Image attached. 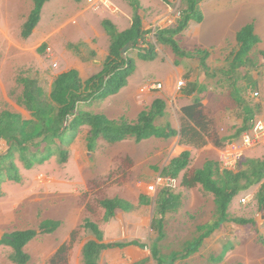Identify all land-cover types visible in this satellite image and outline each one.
Masks as SVG:
<instances>
[{
  "label": "rangeland",
  "instance_id": "1",
  "mask_svg": "<svg viewBox=\"0 0 264 264\" xmlns=\"http://www.w3.org/2000/svg\"><path fill=\"white\" fill-rule=\"evenodd\" d=\"M113 1L120 10L116 14L105 6L93 7L88 0L50 1L43 9L38 31L42 29L47 33L59 27L56 28L58 32L35 42L34 37L25 39L21 36L34 0H0V112L9 109L31 118V113L22 104L23 85L18 81L20 77H37L46 93H49L51 82L65 70L78 67L83 77L88 76L96 68L92 60H102L107 54L110 38L102 24L104 19L111 16L116 20L121 19L127 25L129 18H133L139 8L146 31L152 32L149 39L154 43L156 40L153 32L171 26L186 4V0H176L170 7L160 0ZM203 5L206 19L204 35L222 37L210 48L208 73L200 60L194 58L181 60L180 64L184 66L180 68L172 55L168 54L173 53L172 49L161 45H158L157 51L162 62L159 61L153 67V61L138 60L141 66L136 65L135 69V72H142L143 81L138 85L140 108L149 107L156 95L167 101V115L157 120L159 124L169 122L180 129L183 124L181 98H184L183 95L188 97L194 88L196 93L192 100L197 96L203 99L216 130L221 137H225L223 147L209 143L203 148L191 149L189 171L202 167L210 159L224 167L223 153H226L232 141L237 143L241 138L246 116L243 103L253 110L254 118L249 121V127L256 118H264V0H206ZM250 22L255 23L261 42L252 50L250 62L235 70L234 54L239 49L236 35L242 26ZM71 27L75 30L83 28V34L78 37L77 31L75 35H69ZM215 39L212 36L211 42ZM180 44L187 49L192 47L185 39ZM49 47L51 51H48ZM137 54V50L129 51L135 60ZM173 71L175 78L168 83L166 78ZM191 78L196 79L191 82L194 84L188 81ZM179 80L185 83L181 88L178 86ZM155 83H161L162 89L152 88ZM127 85L117 93L124 101L132 97L129 90H126ZM256 93L259 96L255 97ZM101 103L95 102L91 110L99 112ZM87 129L81 130L72 145L67 163H62L55 156L44 164L27 169L16 158L21 181H6L2 186L1 237L15 230L39 229L43 221H63L55 232L42 234L26 246V252L31 256L28 264H50L49 259L62 239L73 245L70 253L75 254L76 248L80 250L95 236L91 230L83 227L87 220L95 221L104 230L107 220L104 219L100 201L105 198L119 196L137 202L139 196L144 195L154 200V203L137 206L131 213L146 223L138 231V239L147 245L146 252L150 258L151 247L159 238L155 199L166 184L181 195L182 205L177 211L167 214L164 220V236L158 242L163 255L167 257L175 251H182L198 236L199 225L214 220L216 209L211 194L200 186L193 189L183 187V174L176 180L162 175V170L170 160L185 150L184 146L178 145V137L168 140L152 137L148 139L150 141L142 142L128 139L116 144L101 139L96 150L90 151L87 146ZM6 149L7 144L0 140V153ZM249 159L264 160V142L253 149H247L234 170L244 167L245 161ZM49 180L55 186L44 185V181ZM260 188L261 183L247 193L238 194L230 207L231 217L253 218L256 226L226 223L205 241L197 254L176 264H264V205L259 202ZM73 226L76 234L74 241L70 242ZM226 250L228 253L222 262H212V257H219ZM12 253L11 247L0 246V264H15L10 260Z\"/></svg>",
  "mask_w": 264,
  "mask_h": 264
},
{
  "label": "trees",
  "instance_id": "2",
  "mask_svg": "<svg viewBox=\"0 0 264 264\" xmlns=\"http://www.w3.org/2000/svg\"><path fill=\"white\" fill-rule=\"evenodd\" d=\"M50 1L52 0H34L33 9L22 28L23 38H29L33 34L39 25L45 5ZM163 1L172 5L176 0ZM204 1L186 0L185 7L179 11L180 15L174 25L156 29L154 43L149 39L152 32L143 29V17L139 13V8L136 9L131 27L122 32H119L110 20H104L103 26L111 37L109 55L103 61L101 70L87 79L83 78L77 69H70L58 75L51 91L46 93L38 78L20 77L18 81L23 85L22 104L31 112L32 119H25L21 114L9 109L0 112V139L11 144L9 152L0 157V192L6 181H21L22 175L16 158L22 161L27 169H32L37 164H44L55 156H58L62 163H67L70 149L83 127L90 128L87 134V146L90 151L96 150L101 139L116 144L128 139L141 142L152 137L168 139L178 135L181 144L194 148H203L209 143L223 147L226 139L219 135L207 106L198 96L192 103L181 107L183 124L180 129L174 128L172 124L157 125V119L165 115L167 108L166 101L161 97L155 98L151 106L143 110L134 121H129L125 117L110 119L104 113H95L84 107L93 101L104 100L119 93L128 84L129 77L136 69V60L129 55L131 50L138 51L139 59L153 61L158 56L157 45L168 46L178 57L199 59L208 73L207 59L211 51L200 48L187 50L177 39V36L187 30L192 22L204 21L205 17L201 9V3ZM236 39L239 49L234 54L235 70L250 62V54L260 42L255 23L251 22L243 26L237 33ZM127 45L129 49L124 54L123 49ZM257 94L259 96V93ZM241 100L242 98L239 99ZM242 106L246 116L241 135L254 124L248 126L249 121L254 118L253 110L244 103ZM191 162L192 153L190 150H185L169 162L162 170V175L176 180L183 174L181 177L183 187L193 189L200 186L211 194L214 197L216 215L209 223L199 225L198 236L182 251H175L166 257L158 245H154L152 256L157 264H174L178 260L195 255L203 247L206 239L212 237L226 223L256 226V220L253 218L230 215L231 203L242 191L261 183L259 202L264 205V160L249 159L245 161L244 167H239L237 170L221 169L218 161L207 160L202 168L189 171ZM151 202V199L142 195L139 203L148 205ZM155 203L156 213L159 216L157 219L159 240H161L164 236V220L168 213L175 212L181 207L182 197L166 184L159 190ZM100 205L105 210V220L115 217L119 211L129 212L135 208L132 202L120 197L105 198L100 201ZM60 226L61 221L47 220L40 224L39 229L15 230L0 236V246L12 248L10 260L13 263L28 264L31 256L26 252V246L42 234L55 232ZM83 227L91 230L95 235L83 246L84 264H99L104 250L125 246V243L121 242H107L103 231L94 221H85ZM75 234L76 231L72 233L71 242L74 241ZM134 243L144 246L139 242ZM71 248L72 244L61 245L50 259V264H69ZM227 253L228 250L219 257L213 258V262H222Z\"/></svg>",
  "mask_w": 264,
  "mask_h": 264
},
{
  "label": "crops",
  "instance_id": "3",
  "mask_svg": "<svg viewBox=\"0 0 264 264\" xmlns=\"http://www.w3.org/2000/svg\"><path fill=\"white\" fill-rule=\"evenodd\" d=\"M162 3H164V4H166V5H168L169 7L171 6V5H169V4H167V3H165L163 0H160ZM206 1V0H205ZM77 2V1H76ZM49 3V2H48ZM47 3V4H48ZM203 2L201 3V9L203 8ZM45 10V9H44ZM202 11H203V9H202ZM31 13V12H30ZM114 14V13H113ZM116 14V13H115ZM203 14H204V17H205V13H204V11H203ZM30 15V14H29ZM179 16V15H178ZM29 17V16H28ZM130 17V16H129ZM134 18V17H133ZM133 18L131 17V18H129L130 19V21H127V25H125L124 24V22H121V19H119V20H116V19H114V17H109L108 18V20H110L115 26H116V28H117V30L119 31V32H122V31H124V30H126V29H128V28H130L131 27V25H132V21H133ZM28 19V18H27ZM104 20H106V19H104ZM103 20V21H104ZM27 21V20H26ZM25 21V22H26ZM175 21H176V19H174V21H172L171 22V24L172 25H174V23H175ZM251 23V22H250ZM25 24V23H24ZM39 24H40V22H39ZM73 24H76V23H74V21H73ZM103 24V23H102ZM248 24V23H247ZM171 25V26H172ZM246 25V24H245ZM244 25V26H245ZM39 26L40 25H38L37 26V28L35 29V31L33 32V34L30 36L31 38H33V41L35 40V42H39V40L40 39H43V38H45L44 36H47V35H51V34H55V33H57L58 32V29H56V28H59V27H56L55 29L53 28V29H51V31H48L47 33H45L44 32V30H42L41 29V32H40V30L38 31V29H39ZM83 27H85L84 25H82ZM104 27V26H103ZM205 27H206V19L204 18V21L202 22V23H196V22H192L191 24H190V26H189V28L187 29V30H185L184 32H182L181 34H179L178 36H177V39H178V41H179V43H180V41H183V39H185V41L188 43V44H190L192 47L190 48V49H187V48H185V49H187V50H195L196 48H200V49H209L210 50V48L212 47V46H214V44L216 43V42H218L222 37L220 36V35H204L206 32H205ZM243 27V26H242ZM241 27V28H242ZM240 28V29H241ZM71 30H69V35H75V33L77 32V31H79V33L77 34L78 35V37L80 36V35H82L83 34V28L81 29V28H79L78 30H75L74 29V27H71L70 28ZM105 29V28H104ZM143 29L144 30H146V27H145V21H144V19H143ZM239 29V30H240ZM5 30V29H4ZM239 32V31H238ZM237 32V33H238ZM3 33L5 34V31H3ZM21 33H22V31H21ZM257 33V32H256ZM107 34H108V32H107ZM258 35V34H257ZM21 36H22V34H21ZM108 36H109V38H110V42H109V46H108V49H107V54L105 55V57L102 59L103 61L106 59V57L109 55V48H110V45H111V37H110V35L108 34ZM212 36H215L216 37V39L215 40H213L212 42H211V37ZM23 37V36H22ZM29 37V38H30ZM25 39H28V38H25ZM205 39H208L207 41L208 42H204L205 41ZM43 41H45V40H43ZM42 42V41H41ZM260 42H261V40H260ZM259 42V43H260ZM181 45V44H180ZM258 45V44H257ZM161 46H163V45H161ZM157 47H158V45H157ZM165 47V46H164ZM50 48V47H49ZM48 48V49H49ZM92 49H95V47L94 46H92L91 47ZM184 48V47H183ZM51 49V48H50ZM52 50V49H51ZM96 50V49H95ZM157 50H158V48H157ZM211 51V50H210ZM169 54V56H170V54L172 55V58H174L173 60H176V62H175V64L176 65H180L181 67L180 68H183L182 66H184L182 63L180 64V62H182L181 60H185V59H187L188 57H178V56H176L175 55V53L173 52V53H168ZM157 59H155V60H153V63L151 64V66H155L159 61L160 62H162V59H160V55L159 56H157L156 57ZM102 60H100V59H95V60H92V64L96 67L93 71H91V73L90 74H88V76H86V77H83V75H82V72L79 70V68L78 67H73V68H70V69H77L79 72H80V74H81V76L83 77V78H85V79H87V78H89L91 75H93V74H95V73H97V72H99L100 70H101V68H102V63H103V61ZM138 60H141V59H139L138 57L136 58V65H138L139 67L141 66L140 65V63L138 62ZM144 61V60H143ZM147 62H149V61H147ZM158 65H160V64H158ZM161 66V65H160ZM159 66V67H160ZM137 68V67H136ZM156 68V67H155ZM70 69H68V70H70ZM68 70H65V71H63V72H66V71H68ZM181 72H182V69L180 70ZM63 72H61V73H63ZM60 73V74H61ZM60 74H58V75H60ZM57 75V76H58ZM141 75H142V72H140V70H138V72H135L134 71V73L129 77V84L127 85V88H126V90H129V92L132 94V97L130 98V100H128V99H126L125 101L123 100V98H120L118 95L119 94H117V95H113V96H110V97H108V98H106V99H104V100H97V101H93L92 103H90V104H86L84 107H85V109L86 110H90V111H93V112H95V113H104V114H106L110 119H120L121 117H125L127 120H129V121H134V120H136L137 118H138V116H139V114L143 111V110H145V109H147V108H149L150 106H151V104H152V102L154 101V99L155 98H157L158 96L156 95L155 97H154V99H153V101L151 102V104L149 105V107H144V108H140V97H139V95H140V93L138 92L139 90H138V85H140V83L143 81L142 80V77H141ZM56 76V77H57ZM148 78H150V75H148L147 76ZM37 78V77H36ZM173 78H175V74H174V71L173 72H171V74H169L168 75V77L166 78V80L168 81V83H170L171 82V80H173ZM55 80V79H54ZM54 80L51 82V84H50V91H51V88H52V84H53V82H54ZM196 80V79H195ZM195 80L194 79H189L188 81L190 82V84H194V83H191V82H195ZM137 87V88H136ZM192 90H194L193 92H191V94L187 97V96H182V97H184L183 99L181 98V100H183L182 101V105H181V107L182 106H184V105H188V104H190V103H192L193 102V95L196 93V89H192ZM162 98V97H161ZM164 99V98H163ZM128 100V101H127ZM165 100V99H164ZM180 100V101H181ZM166 101V100H165ZM95 102H102L101 103V105H99V106H101L99 109H100V111L99 112H96V111H94V110H91V107L93 108L94 107V103ZM166 103H167V101H166ZM23 107H25L24 105H23ZM168 108V107H167ZM167 108H166V113H165V115L164 116H162V117H159L160 119L161 118H163V117H165L166 115H167V112H168V110H167ZM26 109V108H25ZM12 111V110H11ZM180 111H181V109H180ZM14 112V111H13ZM30 112V111H29ZM15 113H18V114H21L25 119H29V118H27L25 115H23V113L22 112H15ZM31 113V112H30ZM31 115V114H30ZM183 115V114H182ZM158 118V119H159ZM30 119H32V115H31V118ZM157 119V120H158ZM159 121H156V123H157V125H160V126H166L167 124H171V123H169V122H167L166 124H159L158 123ZM173 126V125H172ZM174 127V126H173ZM83 128H85V130H86V128H89V127H83ZM175 128V127H174ZM177 129V128H176ZM89 130H90V128L89 129H87V131L89 132ZM81 133V132H80ZM80 133H79V135H80ZM79 137V136H78ZM86 137H87V134H86ZM178 137V145H181V146H184L185 147V150H190L191 151V149H193L194 147H192V146H187V145H183V144H181L180 143V140H181V138H180V136L178 135V136H175V137H171V138H177ZM155 138V137H154ZM171 138H168V139H171ZM78 139V138H77ZM77 139H76V141H77ZM159 139H162V138H159ZM168 139H162V140H168ZM0 140H3V142L4 143H6L7 144V149L9 148V144H8V142L6 141V140H4V139H0ZM151 140V139H150ZM150 140H146V141H150ZM75 141V142H76ZM144 141V140H143ZM142 142V141H141ZM6 149V150H7ZM196 149H199V148H196ZM5 150V151H6ZM184 150V151H185ZM4 151V152H5ZM95 151V150H94ZM183 152V151H182ZM181 152V153H182ZM3 153V152H2ZM180 153V154H181ZM179 154V155H180ZM178 155V156H179ZM177 157V156H176ZM175 158V157H174ZM173 159V158H172ZM171 159V160H172ZM170 160V161H171ZM210 160H212V159H210ZM168 165V164H167ZM166 165V166H167ZM191 165V164H190ZM190 165H189V167H190ZM204 166V165H203ZM202 166V167H203ZM202 167H200V168H202ZM221 169H224V167H221ZM188 170H189V168H188ZM51 179V178H50ZM45 183H44V185H50L51 184V186H55L54 185V183H53V181L52 182H50V180L49 181H44ZM53 188V187H52ZM252 188H254V186L252 187ZM252 188H250V189H252ZM249 189V190H250ZM249 190H246V191H242L241 193H247ZM253 191V190H252ZM141 196L142 195H140L139 196V198H138V200H137V202H135V201H132V200H129V199H126V198H123V197H120V198H123V199H125V200H127V201H130V202H132L134 205H135V208L133 209V210H131V211H129V212H125V211H119L118 213H117V215L115 216L117 219H118V221L115 219V217H112V218H110L109 220H107L106 222H107V224H106V226H105V229L104 230H102V228L100 227V225H99V227L101 228V230L103 231V233H104V237H105V240L107 241V242H121V243H125V246H123V247H114V248H110V249H107V250H104L103 252H102V254H101V256H100V259H99V264H144V263H146V262H150L151 264H157V262L153 259V256H151V258H150V256L149 255H147L148 253L146 252V249H147V245L146 244H144V243H142L139 239H138V237H139V234H138V231H140V229L143 227L144 228V226L146 225V223H145V221H143V219L142 218H140L139 217V219L137 218V215L135 214H131V213H133L134 212V210L136 209V207L137 206H140V205H146V204H140L139 202H140V198H141ZM144 196V195H143ZM115 197H119V196H115ZM144 197H146V196H144ZM237 197V196H236ZM235 197V198H236ZM110 198H114V197H110ZM146 198H148V197H146ZM234 198V199H235ZM152 200V199H151ZM154 200H152V202L151 203H154L153 202ZM155 201H156V199H155ZM234 201V200H233ZM150 203V204H151ZM232 204V203H231ZM231 207V206H230ZM155 209H156V203H155ZM229 211H230V209H229ZM169 214V213H168ZM104 215H105V210H104ZM262 218L264 219V213H263V215H262ZM58 221H61V226H62V223H63V221H62V219L61 220H59V219H57ZM95 222V221H94ZM114 222H117L116 224L114 223ZM71 223V222H70ZM72 224V223H71ZM73 225V224H72ZM60 226V227H61ZM29 229H31V228H29ZM35 229V228H34ZM20 230H23V229H20ZM75 231V227L73 226L72 227V230L70 231V234H71V238H72V232H74ZM216 233V232H215ZM69 235V234H68ZM63 236H65V235H63ZM113 236H115L116 238H111V237H113ZM37 239H39V237L38 238H36V240ZM61 239V238H60ZM207 240V239H206ZM34 241V240H33ZM64 241H66V240H61L60 241V244L57 246V248L54 250L55 252H54V254L57 252V250L61 247V245H63L65 242ZM160 240H159V238L157 239V241L153 244V246L154 245H158V247L160 248V246H159V244H158V242H159ZM71 242V241H70ZM134 242H139V243H141V244H143L144 246H141V245H137V244H135ZM205 244V243H204ZM70 245V244H69ZM73 246V245H72ZM84 246V245H83ZM83 246L80 248V250L78 249V248H76V251H75V254L74 253H70V257H69V264H84V256H83V254H82V249H83ZM152 246V247H153ZM152 247H151V253H152ZM72 249V248H71ZM71 249H70V251H71ZM79 250V251H78ZM53 254V255H54ZM197 254V253H196ZM53 255H51V257H50V259L52 258V256ZM227 255V254H226ZM194 256V255H193ZM193 256H191V257H189V258H187V259H181V260H178L177 262H179V261H187V260H189L190 258H192ZM226 257V256H225ZM215 258V257H214ZM49 259V260H50ZM177 262H175L174 264H176ZM212 262H213V257H212ZM213 263H215V262H213ZM216 263H218V262H216ZM220 263V262H219Z\"/></svg>",
  "mask_w": 264,
  "mask_h": 264
},
{
  "label": "built area",
  "instance_id": "4",
  "mask_svg": "<svg viewBox=\"0 0 264 264\" xmlns=\"http://www.w3.org/2000/svg\"><path fill=\"white\" fill-rule=\"evenodd\" d=\"M93 7L105 6L113 13H118L119 7L113 0H88ZM180 15V14H179ZM155 31L153 32L154 36ZM48 51H51L49 48ZM185 83L183 80L178 81V86L181 88ZM163 85L161 83H155L152 88L162 89ZM258 94H255V97ZM264 142V118L258 117L251 129L244 132L241 135L240 141L237 143L232 141L231 144L226 148V153H223L224 158V168L234 170L235 166L238 164L239 160L244 156L247 149H253L257 145Z\"/></svg>",
  "mask_w": 264,
  "mask_h": 264
},
{
  "label": "water",
  "instance_id": "5",
  "mask_svg": "<svg viewBox=\"0 0 264 264\" xmlns=\"http://www.w3.org/2000/svg\"><path fill=\"white\" fill-rule=\"evenodd\" d=\"M129 49V45H127L124 49H123V53L125 54L127 52V50ZM11 147V144H9V148L3 152V153H0V157L3 156V155H6L8 152H9V149ZM170 183V182H169Z\"/></svg>",
  "mask_w": 264,
  "mask_h": 264
}]
</instances>
